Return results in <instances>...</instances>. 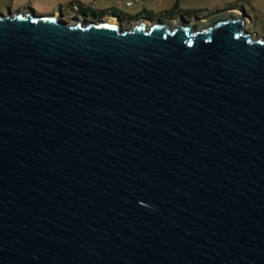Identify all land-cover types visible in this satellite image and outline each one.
<instances>
[{"label": "water", "instance_id": "1", "mask_svg": "<svg viewBox=\"0 0 264 264\" xmlns=\"http://www.w3.org/2000/svg\"><path fill=\"white\" fill-rule=\"evenodd\" d=\"M249 24L0 12V264H264Z\"/></svg>", "mask_w": 264, "mask_h": 264}, {"label": "rangeland", "instance_id": "2", "mask_svg": "<svg viewBox=\"0 0 264 264\" xmlns=\"http://www.w3.org/2000/svg\"><path fill=\"white\" fill-rule=\"evenodd\" d=\"M73 0H0V12L7 14L18 11H30L37 15L60 14L61 18L69 23L77 18L97 21L102 18L89 15H80ZM133 1L128 7L127 2ZM82 0L91 10H98L105 18L113 16L114 12L129 15L132 18L121 20L124 29L132 27L136 21L148 18L151 22L163 23L184 18L187 21H208L228 11H239L245 14L251 23L246 30L254 35V39L264 38V0ZM164 10V12H162ZM117 13V15H119ZM118 18V17H117Z\"/></svg>", "mask_w": 264, "mask_h": 264}, {"label": "trees", "instance_id": "3", "mask_svg": "<svg viewBox=\"0 0 264 264\" xmlns=\"http://www.w3.org/2000/svg\"><path fill=\"white\" fill-rule=\"evenodd\" d=\"M71 6L72 7H75L77 6L78 7V13H80V15H83L85 17H89V15H93L94 17H99V18H104L105 15L103 13H99L98 10H91L89 7H87L86 4H83L80 2V0H73L71 2ZM118 12H114L112 15L115 16V17H118L120 16L123 20H125L126 18H132L131 16L129 15H123L122 13H118L119 15H117Z\"/></svg>", "mask_w": 264, "mask_h": 264}, {"label": "built area", "instance_id": "4", "mask_svg": "<svg viewBox=\"0 0 264 264\" xmlns=\"http://www.w3.org/2000/svg\"><path fill=\"white\" fill-rule=\"evenodd\" d=\"M139 0H137L136 2H138ZM133 5V1H128L127 2V6H132ZM75 9L78 10V7L75 6Z\"/></svg>", "mask_w": 264, "mask_h": 264}, {"label": "crops", "instance_id": "5", "mask_svg": "<svg viewBox=\"0 0 264 264\" xmlns=\"http://www.w3.org/2000/svg\"><path fill=\"white\" fill-rule=\"evenodd\" d=\"M178 1H179V0H177V2H178ZM80 2L83 3L82 0H80ZM138 3H140V2L138 1ZM84 4H86V3H84ZM132 6H133V5H132ZM128 7H131V6H128ZM162 12H164V10H163Z\"/></svg>", "mask_w": 264, "mask_h": 264}, {"label": "flooded vegetation", "instance_id": "6", "mask_svg": "<svg viewBox=\"0 0 264 264\" xmlns=\"http://www.w3.org/2000/svg\"><path fill=\"white\" fill-rule=\"evenodd\" d=\"M118 18L123 21V19L120 16H118ZM250 23H251V21H250Z\"/></svg>", "mask_w": 264, "mask_h": 264}, {"label": "bare ground", "instance_id": "7", "mask_svg": "<svg viewBox=\"0 0 264 264\" xmlns=\"http://www.w3.org/2000/svg\"><path fill=\"white\" fill-rule=\"evenodd\" d=\"M238 14L240 13L239 11H236Z\"/></svg>", "mask_w": 264, "mask_h": 264}]
</instances>
